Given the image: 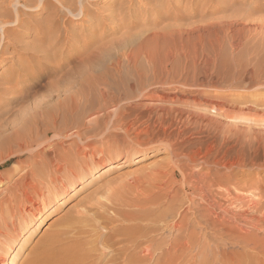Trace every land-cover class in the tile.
<instances>
[{
  "label": "bare ground",
  "instance_id": "bare-ground-1",
  "mask_svg": "<svg viewBox=\"0 0 264 264\" xmlns=\"http://www.w3.org/2000/svg\"><path fill=\"white\" fill-rule=\"evenodd\" d=\"M98 1L0 0V91L9 90L10 95L4 108H9L15 101L28 100L36 93L42 95L33 100L29 125L27 123L21 130L16 129L1 138L0 148L7 146L9 150L6 156H1L0 164L14 155H27L22 161L24 165H20L24 172L5 189H14L13 198L31 201L39 185L76 178L78 172L68 174L69 169L82 153L87 154L85 147L95 137L90 134L92 129L86 128L88 125L83 122L87 116L85 105L89 103L94 107L93 104L98 103V109L91 108L88 114L94 115L95 122L100 114L110 117L109 124L98 137L104 135L115 141L121 140L124 148L153 142L166 146L177 161L175 165L181 162L187 183L183 180L189 186L190 194L183 192V201L175 209L173 206L180 199L168 184L171 178L164 181V168L160 166L155 172H147L141 177L133 174L128 181L131 196L117 198L111 204L99 203V208H91L92 215L84 212L76 221L78 225L73 227L77 238L73 248L63 249L66 253L47 251L49 254L42 256L37 264H225L227 246H237V264L264 258V214L260 213L264 201L259 197L257 201L250 200L252 203L247 210L237 205L244 211L236 210L234 205L235 210L230 209L232 202L229 201L230 207L225 206V192L232 194L230 187L225 190V172L219 168L225 166L224 157H219L221 148L217 146L220 140L225 142V129L217 124L221 122L217 116L225 118L227 113L225 101L202 97L203 103H198L205 114H196L189 109V104L197 101L202 91L191 94L184 88L166 91L153 87L159 83H177L172 74L164 81L158 76L159 71L157 74V69L174 73L175 69L171 70L176 64L175 59H183L187 69L197 68L200 64L204 68L211 65V54L199 48L205 30L215 24L211 18L209 22L205 21L209 18L202 21L206 14L200 11H205L208 6L203 9L199 3V8L198 0H187L182 11L173 5H180L178 2L184 0H175L173 4L170 0H101L103 5L94 8ZM224 7L219 6L218 11L223 12ZM199 16L197 22L195 19ZM224 17L216 18L219 21L218 35L214 39L217 44H224ZM140 19L147 23L146 27L149 24L151 27L142 32H131L137 27L142 28L144 24L140 26ZM119 32V37H113ZM165 39L169 43L162 45L161 41ZM109 47H114L118 53L107 67L106 61L103 65V58ZM212 47L214 49V45ZM241 85L240 81L238 86ZM130 87L133 94L125 91V88L132 91ZM138 94L146 95L143 98L151 101L131 102L130 99ZM217 95L225 99L223 94ZM254 99L251 101L254 105L264 103L263 99ZM142 106L148 111L136 114L137 108ZM113 107L114 111L111 110ZM246 107L250 110L253 106ZM207 111L215 112L213 115L216 116L207 115ZM185 113L190 126L180 128L178 132L166 130L171 115ZM194 115L192 121L190 118ZM103 117L101 120L105 119ZM183 133L193 138L182 142L180 135ZM203 147H206L205 151ZM197 160L203 167L205 165L204 169L187 178V167ZM171 174L175 176L176 172L173 170ZM173 179L172 183H175ZM11 180L10 174L0 173V185L6 181L11 183ZM45 213L39 212L35 218L42 219ZM1 229L0 235L14 232ZM209 249L216 254L212 253L213 258L211 254L212 259L207 255L211 253H207ZM19 254L20 246L17 245L12 249L11 264H17L14 259Z\"/></svg>",
  "mask_w": 264,
  "mask_h": 264
},
{
  "label": "rangeland",
  "instance_id": "rangeland-1",
  "mask_svg": "<svg viewBox=\"0 0 264 264\" xmlns=\"http://www.w3.org/2000/svg\"><path fill=\"white\" fill-rule=\"evenodd\" d=\"M174 1L175 0H170L171 3ZM185 1L187 2V0L179 1L178 3H180V5L175 3L173 6L176 5L183 11V9H185ZM222 2L224 3L222 4ZM97 3L98 4H95L94 8L103 5L101 0ZM199 3H202L201 7L203 9L208 6L204 9L205 11L202 9L200 11L201 13L204 12L203 14H206L205 16L201 14L204 16H202V21H204V18H209L205 21L209 22L212 20V22L215 23L213 24L214 26L212 25V27L205 30L203 44H201L202 46H199V48L202 47L203 51L207 52L208 55L211 54L209 55L212 59L211 65L204 68V65L200 64L198 66L199 68L193 67L194 69H187L184 65L185 62L183 59H175L176 62H173L176 63L175 65H177V68L173 63L174 67L171 70L173 72L175 69L174 73H168L166 71H164V73L161 72L160 69H157V74L159 71L158 76L161 77V80L163 81L166 80V77L168 79L173 75L175 78L172 79H175L177 83L171 85L167 83L165 85L164 83H159L153 87L163 88L166 91L184 88L186 90L189 89L191 94L201 93L202 91L201 97H197V101L190 103V108L188 107L189 105L187 106L189 109H192V111L194 110V113L196 114H205L202 107L200 108L199 106L200 103H203L201 99H203V101L204 98L218 101L221 99L222 101H225V110L227 111L225 118L217 116L219 117V121H221L217 124L223 126L222 130L225 129L223 131L225 142L220 140L218 143H221L217 145L221 148L218 154L221 153L219 154V157H224L223 161L225 166L221 165L219 168L222 169V172H225V190L230 187L229 189L232 194L229 195L227 194V191L225 192V198L227 200H225V206L230 207L229 202H232L230 203V209H234V207H232V205H234L235 208L237 207V210V205L240 204L239 206H242L240 208H246L244 210H247L252 203L249 202L250 200L257 201L260 198L261 201H264V103L262 105H254L251 103L254 98L255 101L264 100V0H198V4ZM219 6H225L223 12L218 11ZM208 12L210 14H208ZM221 15L223 17L225 16V45L222 43L217 44L215 43L216 40L214 41L218 35V20H220L219 18ZM197 17L195 19L196 21L200 19L201 16H199V18ZM213 17L215 21H213ZM216 18H218V20ZM140 20V26H142L144 22L142 19ZM141 22L143 23L141 24ZM145 25H147V23L142 26L143 29L137 27L135 28L137 30L133 29L131 32H139L140 30L142 32L146 28L151 27L150 24L148 27ZM119 34L120 32L113 37H117V35L119 37ZM165 40L161 41V43H163L162 45H166L168 42V39ZM180 41L182 40L180 39ZM213 45L214 49L212 47ZM199 50L201 51V49ZM117 53V49L109 47V50L103 58V65L106 61L105 64L108 67V64L110 65L111 62L117 58ZM239 65L242 66L240 67ZM242 69L245 71L243 72ZM187 70H190L191 72L188 71L189 73H187ZM177 72H179V74ZM160 73L162 75H160ZM174 74L177 75V77ZM192 77H195V79ZM240 81L242 85L238 86ZM127 88H129V86H127ZM127 88H125V91H129L130 94H133L132 88L130 87L132 91ZM8 91L9 90L0 91V141L4 135H8L16 129L21 130L26 127L24 125L27 123V126L29 125L28 120L31 121V118H28L32 112L31 108L33 100L39 99L42 96L41 93H36L28 100H18L9 105V108H4L7 96H10ZM144 92L147 94V91ZM217 94H223L225 99H222ZM145 96L146 95L140 96V94H138L133 98L131 97L132 99H130V101L135 103L151 101L147 98H143ZM199 101L200 103H198ZM245 103L247 105L251 104L253 107L249 110ZM93 105L95 106L91 107L89 103H86L85 111L87 116L85 115L86 117H84L83 122L85 126L88 125L86 128L92 129L90 134L92 135L93 133L95 137L90 140L91 144L85 147L87 154L82 153L81 158L77 160V163L73 164L71 166L72 168L70 167L69 169L70 171L68 174H70L71 171L74 173L78 172L76 178L68 177V179L63 178L55 182L47 181L38 186V192L32 194L31 201H24L21 198H13L14 189L10 188L9 190L5 188L11 185L16 177L24 172L20 167L24 165L22 161L27 159V155H14L4 163L0 164V173L10 174L12 179L11 183L6 181L3 186L0 185V228H6L11 233L14 231L12 233L13 237L11 234V236L4 234L0 235V264H11L12 249L17 245L20 246V254L14 259L17 264H23L28 261H31L32 264H37L42 256L49 254L50 252L52 253L54 251L52 254L60 252L64 253L66 251L65 249H67V251L70 250V248L72 249L74 246L73 244H75L74 242H77V238L74 236L75 228L73 227L78 225V222L76 221L83 216L84 212L88 215H92L93 209L91 208H99L101 206L99 203L102 204L106 202L105 204H107L108 202L111 204V202L115 201L117 198H128L131 196L132 192L131 187L128 185L129 179L133 176L141 177L145 174L147 175V172L149 173L150 171L155 172L160 166V168H164L163 170L166 171L164 181H168L169 178L173 179V177L175 178L173 180H176L175 183H172L171 179L169 180L170 182L168 181V184L174 188L180 199L176 202V206H173V208L177 209L182 203V199L185 196L183 192L190 194L189 186L185 184L187 183V180L184 178L185 174L180 168L181 162H178L177 165H175V162L177 161L169 154L166 146L159 144V142H156L157 144L153 142V144L147 143L139 147L124 148L123 141L121 140L115 141L109 139L110 137L108 136L104 137V135L98 137L99 134H103V130L110 122V117L105 118L103 117V114H100V120L98 119V122H95L94 115L90 116L88 112L91 111V108H96L99 104L95 103ZM255 107L256 109L258 108V110H255ZM111 110L114 111L115 108L113 107ZM144 111H148L146 106L138 107L135 113L139 114ZM214 113L215 112L209 111L207 115L211 114L212 116ZM195 116L196 115L193 117L191 116L190 119L193 121ZM101 117L105 119L101 120ZM134 117L135 116H132V118ZM169 117L164 116L166 119ZM170 118H172L174 123ZM170 118L167 119V125H170L169 127L166 126L168 129L165 128L171 132H178L180 128L183 129L185 126L191 125V123H187L188 119L186 113L184 115L175 114V117L174 115H171ZM93 130H98V132L95 131L94 133ZM188 133H183L182 136L180 135V141L183 142L190 140L189 137L194 136L192 133H190L192 136H190V134L187 135ZM107 137L108 139H106ZM7 148L9 147L6 146L4 149L0 148V158L3 154L2 157L8 154L9 149ZM204 148L206 147H203V150L205 151L206 149ZM200 162V160H197L195 163L187 167V178L204 169L205 165L203 167V164ZM177 167H179L180 170ZM82 170H84V172H82ZM90 170H92L91 174H89ZM173 170L176 172L175 176L171 174ZM169 173L171 174V177H169ZM183 179L185 180V183ZM256 180H258L257 184L255 183ZM236 184L237 186H235ZM228 195L229 197L227 198ZM236 197L237 199L235 200ZM197 198L199 199L198 196ZM100 210L103 209L101 208ZM111 210H109V212H112ZM244 210L242 209L240 211ZM39 212H46L42 219L35 218ZM262 212L264 214V206L261 208L260 213ZM59 235H63L64 239L63 236L60 237ZM4 245H7V247H4ZM226 248L225 264H232V261L234 264H237L236 261L239 256L237 254V251H239L237 246H227ZM234 248L237 249L235 250ZM209 250H207V253H211L207 255L211 258V254L215 251L212 252V249ZM214 255L216 254L214 253ZM199 256L201 257V255ZM232 258H236L234 259L235 262ZM185 261L186 260H184V262ZM211 264H213V262ZM247 264H264V258L254 259L253 262L250 261V263L247 262Z\"/></svg>",
  "mask_w": 264,
  "mask_h": 264
}]
</instances>
